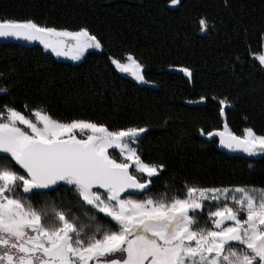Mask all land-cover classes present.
<instances>
[{"label":"snow or ice","instance_id":"1","mask_svg":"<svg viewBox=\"0 0 264 264\" xmlns=\"http://www.w3.org/2000/svg\"><path fill=\"white\" fill-rule=\"evenodd\" d=\"M181 2L168 0V6ZM198 26L205 33L209 21L201 17ZM0 38L38 41L73 61L90 49L104 51L87 26L72 31L33 19L0 17ZM261 48L252 57L264 68ZM108 60L117 72L150 83L133 51ZM179 71L192 79L191 69ZM0 95L11 96L7 84ZM218 107L222 126L201 128L200 135L230 152L264 155V134L252 127L237 134L226 120L228 98L218 99ZM148 131L138 123L111 128L90 119L61 120L27 102L0 105V264H264V187L185 183L182 193L154 198L152 185L167 165L143 158L140 142ZM64 186L75 205L33 204L32 197Z\"/></svg>","mask_w":264,"mask_h":264},{"label":"trees","instance_id":"2","mask_svg":"<svg viewBox=\"0 0 264 264\" xmlns=\"http://www.w3.org/2000/svg\"><path fill=\"white\" fill-rule=\"evenodd\" d=\"M0 17L72 31L87 26L104 44L103 52L74 63L42 47L0 45V86L11 89V96L0 95V105L27 102L57 119H90L111 128L146 125L143 158L167 165L152 185L154 198L182 193L185 183L264 187V158L227 156L217 140L200 135L201 128L222 126L218 99L224 97L232 105L226 120L234 132L252 127L264 134V68L252 57L262 51L264 0H182L176 8L168 0H0ZM201 17L209 21L205 33ZM129 50L145 64L150 83L138 84L108 60ZM181 67L192 70L191 80ZM201 96L205 103H188ZM46 201L77 202L67 186L32 197L36 207Z\"/></svg>","mask_w":264,"mask_h":264},{"label":"water","instance_id":"3","mask_svg":"<svg viewBox=\"0 0 264 264\" xmlns=\"http://www.w3.org/2000/svg\"><path fill=\"white\" fill-rule=\"evenodd\" d=\"M18 45V46H22V47H26V48H34V47H43V45H41L38 41H33V42H28V41H24V40H17L14 38H0V45ZM45 50V49H44ZM48 54L54 55L51 51H45ZM89 52H97V50L95 49H90L87 53L84 54V56L86 54H88ZM55 56V55H54ZM56 57V56H55ZM58 60H60L61 62H65V63H74L76 61H73L72 59L68 58V57H56ZM209 141H212V139L207 138ZM218 141V140H217ZM218 149L226 154L227 156L230 157H238V158H245V159H250V160H259L264 158V155H256V156H248L245 153L242 152H230L227 149L221 148L218 146Z\"/></svg>","mask_w":264,"mask_h":264},{"label":"rangeland","instance_id":"4","mask_svg":"<svg viewBox=\"0 0 264 264\" xmlns=\"http://www.w3.org/2000/svg\"><path fill=\"white\" fill-rule=\"evenodd\" d=\"M263 44H264V40H263ZM83 58H84V56H83L80 60H78V62L81 61ZM123 74H124V73H123ZM136 82H137V81H136ZM137 83H138V82H137ZM138 84H142V83H138ZM113 152H116V153L119 155L118 150H113Z\"/></svg>","mask_w":264,"mask_h":264}]
</instances>
